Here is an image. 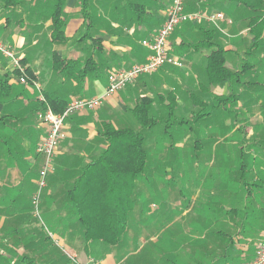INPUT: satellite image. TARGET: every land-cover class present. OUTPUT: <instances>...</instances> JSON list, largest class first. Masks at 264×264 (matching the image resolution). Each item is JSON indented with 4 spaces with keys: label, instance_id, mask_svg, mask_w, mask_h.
Instances as JSON below:
<instances>
[{
    "label": "crops",
    "instance_id": "0c3cea01",
    "mask_svg": "<svg viewBox=\"0 0 264 264\" xmlns=\"http://www.w3.org/2000/svg\"><path fill=\"white\" fill-rule=\"evenodd\" d=\"M47 1L32 0L31 7L25 9L26 5L5 7L4 0H0V44L21 49V56L17 57L30 79L27 84L21 83L20 72L0 51V264H91V259L98 264H245L251 261L259 239H264V28L260 40L254 43L252 39L260 29H251L249 22L255 15L250 7L264 5V0H208V9H204L225 14V20L221 21L225 29L218 28V41L227 51L226 66L240 74L237 81L210 83L206 70L210 51L189 44L197 43L203 34L193 23H184L170 36L169 50L176 57H188L185 65L165 66L158 72L142 75L98 109L68 118L65 126L68 137L57 149L39 203V211L46 214L49 226L54 229L50 232L53 245L40 232L37 218H41V213L34 214L32 203L43 165V157L37 154L36 148L48 132V125L37 117L44 107L39 93L42 91L48 103L51 97L68 101L103 95L109 73L125 64L130 67L146 60L148 49L142 40L160 28L170 0L152 1L148 8L150 18L141 25L134 21L130 28H119L114 22L108 24L107 20H101L91 29V35L102 39L103 50L98 52L88 39L85 41L89 43L87 57L76 47L78 43H73L83 21L81 0H68L65 8L68 40L64 43L52 42V19L48 12L51 6H47ZM100 2L91 0V6L98 8V17L105 14V8H99ZM239 17L247 21V28L239 26ZM201 24L213 27L207 22ZM31 28L33 32L29 36L24 31ZM83 30L82 27V33ZM45 36L50 42L46 58L40 54L47 50H42L40 41ZM79 38L80 35L77 42ZM184 39L187 42L182 43ZM53 52L62 59H86L92 55L99 70L89 74L79 87L76 81L64 77L55 68L58 60L55 61ZM243 52H250L248 65L241 61ZM175 87L184 88L188 92L186 99L192 101L189 117L183 119L186 123L181 126L195 124L194 117L201 112L205 119L202 130L220 137L212 142L209 155L203 161H193L195 172L188 185L186 202L181 199L180 205L177 202L170 207V218L178 227L169 234L170 240L162 241L160 255H137L143 246L134 253L118 255L120 244L128 242L124 235L128 233L137 204L129 216L128 229L117 244L100 239L87 241L78 215L79 211L88 209L83 191L97 186L100 173L106 178L108 174L105 175L103 168L90 172L85 169L107 148L102 135L103 123L131 126L124 111L131 112L142 97L152 99L153 105L156 101L163 102L166 117L169 100L175 96L173 114L178 119L184 102L175 93ZM198 87L202 97L194 92ZM163 90L168 91L167 95ZM152 92L158 93L153 97L149 95ZM151 111L149 115H154ZM32 115L37 120H32ZM202 118H198V123ZM134 124L138 126L136 119ZM223 140L225 144L219 148ZM76 195L81 197L74 200ZM229 238L234 240L231 251L227 250ZM57 239L73 245V254H66ZM212 239H216L214 246Z\"/></svg>",
    "mask_w": 264,
    "mask_h": 264
},
{
    "label": "trees",
    "instance_id": "16d2710c",
    "mask_svg": "<svg viewBox=\"0 0 264 264\" xmlns=\"http://www.w3.org/2000/svg\"><path fill=\"white\" fill-rule=\"evenodd\" d=\"M24 1L4 0V6L8 8L17 7L22 5ZM152 1L160 0H102L103 3H100L105 8V14L98 17L92 11L91 0H81V17L83 18L81 26L84 30L78 41L85 42L89 39L91 45L100 52L103 50V41L101 38L91 35L92 28L97 27L101 20H107L108 24L114 22L118 24L119 28H130L134 21L136 24L141 25L147 18H150L148 17L150 14L148 8ZM47 2H49L47 6H51L48 12L52 19V42L64 43L68 40L66 35L68 21L65 11L68 0H48ZM186 3L187 10L193 11L192 9H196L193 6L189 7L188 1ZM106 16H108V19ZM249 25L251 29H260V33L254 35L252 39L256 43L261 38L264 19H258L257 15H254ZM198 28L203 34V38L197 43L192 42L189 44L195 45V47L200 46L198 49L205 48L210 51L207 57L206 69L211 80L210 83L219 84L237 81L240 74L230 70L225 64L227 51L220 46L218 41L219 31L214 27H206L203 24L199 25ZM53 56L55 61L58 60V65L55 68L60 70V74L76 81L79 87L85 83L89 74L97 73L99 70L97 60L92 55L86 59L80 57L62 59L56 52H53ZM174 97L171 96L169 100V114L166 117L149 115L153 101L148 97H142L135 107L131 109L132 115L138 122L137 129L131 126L116 127L109 121L103 123L102 135L107 141V148L100 154L97 161L88 165L85 171L90 172L91 169L99 171L100 168H103L105 175H108L106 178L100 173L97 186L93 190L83 191L85 205L88 209L87 211L78 212L79 219L83 225V235L87 241L100 239L110 244H117L126 233L129 216L137 203L135 194L137 181L147 169V157L149 154L146 147L147 131L161 122L164 124L167 122L171 123L170 120H174L173 123L179 125L177 130L181 131L183 129L181 125L186 123V120H179L173 114L176 107ZM70 100L67 101L64 98L53 99L51 97L49 103L55 112H61ZM202 116L203 114L200 112L196 115V118H202ZM79 197L81 196L76 195L73 199L78 200ZM96 208L98 209L97 211ZM227 246V250L231 251L234 246V240L229 238Z\"/></svg>",
    "mask_w": 264,
    "mask_h": 264
},
{
    "label": "rangeland",
    "instance_id": "374dc122",
    "mask_svg": "<svg viewBox=\"0 0 264 264\" xmlns=\"http://www.w3.org/2000/svg\"><path fill=\"white\" fill-rule=\"evenodd\" d=\"M207 1L208 0L198 3L197 0L196 1L189 0L188 2H189V7L193 6V8L194 7L196 8L192 10H204L206 9V7L208 9ZM31 3L32 0H27L25 3H23L24 5H26L25 9L31 7ZM101 7L102 5L100 4L99 8ZM93 8L92 11L95 15L97 7L95 6ZM250 8L252 9V13L257 15L258 19L259 18L260 19L262 18V20L264 19L263 3L262 4L260 3ZM255 10L257 11L254 12ZM241 19L242 18L239 17V23H240L239 26L241 28L242 27L247 28L248 27L246 26L247 21L245 22ZM193 25L198 27L201 24L193 23ZM212 26L214 27V25ZM220 27L221 29H225L221 25V22H220ZM24 32H26V34L30 36V34L32 35L33 28H31V31L27 32L25 30ZM81 34H82V27L80 26L78 32H76L75 36L73 37V43L75 44L78 43L76 47L79 49V51L81 50L82 55L87 57L88 54L86 52V47L89 46V43L83 42L82 44L80 42H77V38ZM195 39L196 38L193 37L192 40L195 41ZM40 41L42 42L43 45L42 50L47 49L48 46L50 45L49 44L50 42H48L47 40V36L43 37ZM185 42H187V40L184 39L182 43ZM82 46H84L85 48H82ZM14 51L17 52L16 55H18L19 57L21 56L22 53L21 49H15ZM177 53H180V51L177 50ZM40 54L44 55L46 58L49 55L48 49L45 50L44 52H41ZM179 57L182 60L183 65H185L186 59L188 57H186V59H183V57L180 55ZM250 57H251L250 52H248L247 54H244V52L242 53L241 61L243 65H248L247 63L250 61ZM127 65L128 64H125V67ZM165 66L178 67L173 65H165ZM133 84L134 83L128 86H132ZM124 89H122L121 91H123ZM176 89L177 90H175V93L178 96H180L181 101L184 102L183 103L184 106L181 105L182 108L179 109L180 112L177 117L179 120L187 119L189 117V113H190L189 109H191L190 107L192 101L190 99L189 100L186 99V94L188 92H186L184 88L177 87ZM200 90L201 89H199L198 87L194 92L197 93L198 95L199 94L201 95L202 93ZM157 93L158 92H152L149 93V95L155 97ZM162 93L164 95H167L168 91L163 90ZM166 112L167 109L165 108L164 103L160 101L155 102L151 111V113L156 115L157 117H165ZM124 113L130 119L131 126L137 129L138 126L137 124L136 125L134 124L135 119L133 118L131 112L125 110ZM123 118L124 117H121L120 119ZM35 119L37 120L36 116L32 115V120L35 121ZM202 119L203 120L200 123H198L197 121L198 119H197L196 122H194L196 125L191 123L189 125L186 124L185 126H182L183 129L181 131L177 130V128L179 127H177L178 125L173 123L174 120L172 121L170 120L171 123L167 122L165 124L161 122L154 128L147 131L146 147L149 153L147 157V163H148L147 169L144 175L137 181V187L135 190V194L137 198V203H136L137 206L135 211L132 213L131 220L129 222L130 226L128 233L127 235H124L125 239H128V242L126 241L122 245L120 244V247L118 248V255H127V253H134V251H137L140 246L141 247L143 246V251L141 250V253L137 255H160L158 252H159V247L162 245V241L168 238L170 240L169 234L178 227L175 223H173L174 220L170 218V214H171L170 207L172 203L176 204L177 202H179L180 205L181 199L183 200L184 203L186 202L185 199L186 197H188L187 193L190 190L188 185L190 182H192V180H190L192 178V173L195 172L192 168L193 161H197V160L203 161L202 159L206 158L205 155L207 156L209 155L208 150H210V146L212 142L215 139H218V137H220V136L218 137L215 136L217 133L215 135L207 134L206 131L202 130V128L204 129L205 127L204 117ZM117 125L122 126V123L121 124L117 123ZM197 130L200 131L197 132ZM224 140L223 143L219 144V148L223 147V145L225 144L226 140L225 141ZM40 213H41V218H37V221L40 225L39 228L41 230L40 232H42L43 235H45L46 237L45 240L52 242L51 245H53L54 242L51 238L50 232L54 231V229L49 226L46 214H42V211ZM155 219L157 222L155 221ZM259 240L261 241V239ZM84 241L86 240L84 239ZM58 243L63 246V250L66 254H73L72 251L73 245H70L69 242L60 243V241L58 240ZM215 243H216V239L215 240L212 239L211 240L212 246H214ZM214 252H216V250H214ZM233 254L237 255V253L235 252H233ZM21 255L23 254L21 253Z\"/></svg>",
    "mask_w": 264,
    "mask_h": 264
},
{
    "label": "built area",
    "instance_id": "2783aa9c",
    "mask_svg": "<svg viewBox=\"0 0 264 264\" xmlns=\"http://www.w3.org/2000/svg\"><path fill=\"white\" fill-rule=\"evenodd\" d=\"M197 1L201 3L206 0ZM223 20H225V14L221 11H189L187 10L186 0H170L161 27L150 38L142 40L143 46L148 49L146 60L142 63H137L130 67H122L109 73L108 84L103 95L72 98L63 111L55 112L48 103L45 95L40 91L38 98L42 101L44 107L38 111L37 116L42 122L48 125V132L38 143L36 148L37 154L43 157V165L39 171L37 189L32 201L34 214L36 216L40 214V199L43 190L47 186L48 175L53 169L54 157L57 149L68 137V133L65 129L68 118L75 113L98 109L109 97L136 82L142 75L158 72L165 65L183 66L182 60L173 55L169 50L170 36L181 24L187 22H207L221 29L219 24ZM0 51L12 60L16 69L20 72L19 81L27 84L30 79L26 73V68L21 65L20 59L17 57L12 47L0 44ZM36 86L41 89L39 84L36 83ZM90 262L91 264H98L94 259H91ZM245 264H264V239L258 242L255 257Z\"/></svg>",
    "mask_w": 264,
    "mask_h": 264
}]
</instances>
